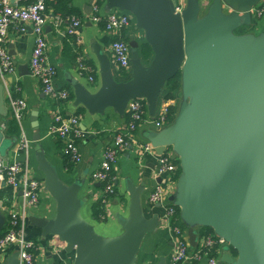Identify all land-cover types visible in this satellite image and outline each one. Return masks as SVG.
I'll use <instances>...</instances> for the list:
<instances>
[{"label": "water", "instance_id": "obj_1", "mask_svg": "<svg viewBox=\"0 0 264 264\" xmlns=\"http://www.w3.org/2000/svg\"><path fill=\"white\" fill-rule=\"evenodd\" d=\"M103 1L107 8L130 14L151 57L143 64L137 41L128 36L129 77L116 82L107 57L92 44L99 87L88 92L62 71L73 101L89 114L107 107L122 114L129 99L143 98L152 115L165 82L178 74L181 101L172 121L144 134L156 154L169 146L178 163L168 199L181 220L209 227L224 239L225 251L235 252H223L219 262L264 264V23L256 35L233 34L252 24L247 10L257 0H184L179 11L174 10L175 0ZM95 2L87 0L82 6L85 15ZM2 94L0 83V117L7 114ZM28 120L31 140L36 141L35 108ZM16 139L0 130V154ZM34 162L54 202V215H29V224L38 227L41 236L51 235L62 243V250L72 253L71 264H135L142 237L160 222L156 213L143 215L142 186L125 183L126 215H115L121 232L104 238L79 216L80 178L64 184L41 151L34 153ZM3 220L0 213V230ZM6 264H19L16 251ZM156 264H165L164 258Z\"/></svg>", "mask_w": 264, "mask_h": 264}, {"label": "crops", "instance_id": "obj_2", "mask_svg": "<svg viewBox=\"0 0 264 264\" xmlns=\"http://www.w3.org/2000/svg\"><path fill=\"white\" fill-rule=\"evenodd\" d=\"M13 1V0H12ZM18 4H25L31 0H14ZM99 12L103 13L107 8L103 0H99ZM87 0H69L68 6L83 15L82 6ZM204 12V10H203ZM256 24V23H255ZM255 24L242 25L233 30L235 35L254 34L256 35L260 26ZM25 32L21 34L14 33L13 29H8V51H10L11 61L14 64V72L5 77V86L3 89V100L6 104L8 97L22 98L26 104V113L21 122L22 132L27 139L25 152H19L17 160L28 161L29 167L35 170L34 153L41 151L46 160L55 168L56 174L64 184H70L75 178H80L81 183L77 192L80 200L79 216L87 223L91 224L94 231L104 238H111L121 232L120 226L115 220V215H126V205L128 195L125 191V183L129 181L132 186H142L140 193V204L143 215L148 218L156 213L162 214V209L156 207V204H149L145 198L152 189L155 179L152 177V168L155 158L151 154H146L142 159L137 158L134 144H131L124 152L116 158L113 174L115 176L114 193L105 198L103 212L97 219L92 217V206L102 196L100 187L96 182H91L88 178L101 160L102 149L110 141V135L113 131L122 126L126 120V112L117 114L112 108H105L101 113L89 114L80 104L73 101L72 88L62 79V71H65L70 77L76 79L88 92H95L99 87L98 64L92 53L91 45L96 44L101 52L107 57L114 81L119 82L128 79L129 70H118L112 61L109 43L110 35L102 30L99 23H94L84 18L78 27L80 50L85 58L91 63L93 77L92 81L87 79L88 73H77L75 61L71 57L70 41L64 27L54 28L51 24L44 26L46 40L45 60L53 65L56 70L54 84L57 87L65 88L70 93V97L63 103H57L54 99L43 94L34 78L27 73L28 57L32 46V36L29 24L25 23ZM123 36H133L137 41V52L143 64H146L151 53L144 56L141 52V33L134 26L131 19L128 25L123 29ZM28 70V69H27ZM180 92L177 89L173 92V97L167 100L160 95L156 101V107L152 115H145L146 119L155 117L164 107L171 105L173 113L170 116L172 121L180 104ZM61 107L64 114H78L80 116L78 126L82 131V137L77 141L80 159L72 165L68 171L63 166V155L61 153V143L49 132L51 113L56 105ZM36 109L38 140L32 141V128L28 117L31 110ZM10 119V118H9ZM147 130H154V127L144 121L134 132V138L138 141H145L144 134ZM18 134V133H17ZM18 137V136H17ZM39 175V174H38ZM170 196V195H169ZM3 218H6L5 211H2ZM44 216L52 218L54 215V202L48 193L42 188L39 191L37 204L28 208V214L23 220V233L26 239H32L39 243L41 249L36 252L34 264H71L72 253L62 250V243L51 235L41 236L40 229L32 226L28 222V216ZM184 234L185 243L189 250L195 249L201 242L203 230L201 225L189 224L179 218L178 221ZM172 250V234L162 221L152 232L144 234L139 248L135 254V264H156L159 257L164 258L165 264H172L170 260ZM15 251L13 245H9L0 251V264H6V258ZM225 251L224 248L222 249ZM181 264H204L200 261H184Z\"/></svg>", "mask_w": 264, "mask_h": 264}, {"label": "built area", "instance_id": "obj_3", "mask_svg": "<svg viewBox=\"0 0 264 264\" xmlns=\"http://www.w3.org/2000/svg\"><path fill=\"white\" fill-rule=\"evenodd\" d=\"M56 1L31 0L25 4H18L14 0H0V83L4 89L5 77L11 75L15 69L8 53V29L21 34L25 32L24 24L27 23L32 36V46L28 57L29 75L36 80L43 94L61 104L68 100L70 93L65 88L54 84L55 67L45 60L44 26L48 23L54 28L63 26L66 34L72 36L78 46L80 43L78 27L83 19L87 18L94 23L101 22L102 30L111 37L109 50L113 63L118 70L128 71L129 46L122 32L132 18L129 13L117 8H106L103 13H100V4L96 2L91 4L88 15L65 16L53 9ZM202 1L205 3L210 0ZM183 6L184 0H175V11H179ZM222 8L227 9L224 5ZM247 11L252 24H255V18H261L264 22V0H257ZM74 61L77 73L80 75L88 73L87 79L92 81V68L85 63L82 52L76 54ZM5 105L7 114L0 117V130L4 132L6 119H13L18 128V137L4 155L0 154V190L3 188L10 190L8 198L4 195L0 196V213L2 214V211L6 213L2 224L3 231L0 235V251L13 245L19 264H34L36 252L41 247L38 242L25 238L23 220L28 214V208L37 204L39 191L43 188L42 179L36 169L32 170L29 167L25 158L16 159L19 152L26 151L28 143L21 128L27 104L22 98L8 97ZM124 112L127 115L124 124L111 133L110 141L102 149L100 162L88 175L89 180L100 186L101 195L111 196L115 188L113 171L118 155L131 144H134L139 159L146 154H152L155 158L152 177L153 179L159 178V180L155 181L145 200L151 205L158 203L162 209V214L158 217L159 221H162L172 234L171 263L181 264L184 261L195 262L203 259L204 264H224L219 262L222 249L227 245L222 237L213 233L206 235L193 250H189L185 243L184 234L178 223L177 207L168 199V196L174 192L177 178H175L176 158L171 148L165 146L159 154H156L154 147L147 140L138 141L134 138L136 128L144 121L149 122L154 129H161L168 125L170 117L168 118L167 105L165 104L155 117L146 119L144 99L133 98L126 102ZM79 118L80 116L75 113L64 114L59 104L51 113L49 132L59 140L61 153L71 164L80 159L77 141L82 137V131L78 126Z\"/></svg>", "mask_w": 264, "mask_h": 264}, {"label": "trees", "instance_id": "obj_4", "mask_svg": "<svg viewBox=\"0 0 264 264\" xmlns=\"http://www.w3.org/2000/svg\"><path fill=\"white\" fill-rule=\"evenodd\" d=\"M68 2L69 0H57L56 3L53 5V9L55 11L60 12L62 15L65 16H69V15H75V16H80L81 14L78 13L77 11H75L73 8L68 6ZM99 0H96V3H99ZM99 24L102 27V23L99 22ZM68 39L70 41V52H71V57L72 59L75 58L76 54L80 53V47L77 46L74 42V39L72 36L68 35ZM141 49L140 52L144 55L147 56L148 54H150V49L148 47L147 44L145 43H141ZM85 63L88 65H91L89 60H85ZM179 85V75H175L173 78L169 79L168 81L165 82L164 87H163V91L161 93V96L164 98V100L170 99L173 97V92L176 91L178 89ZM173 108L171 105H167V111H168V118L171 116V114L173 113ZM127 117V115H126ZM18 133V128L16 125V122L13 119H6L5 120V130H4V134L7 137H11V136H16ZM177 165V169H176V173H175V178L178 176L179 174V167H178V163L177 161L175 162ZM72 165L70 162H68L67 158L65 156H63V166L65 168L66 171L70 170L72 168ZM100 187V186H99ZM4 195V197L6 196L7 198L10 195V190L9 188H3L0 190V196ZM105 195H102L99 200H97L93 206H92V217L94 219L98 218V215H100V213L102 214L103 212V204L105 203ZM102 199H104L102 201ZM176 213L179 216V212H178V208L176 209ZM201 229L203 230L202 236H206V235H210L212 234V230L209 227H201ZM3 231V228L0 230V235ZM230 253L232 255H235V252L231 249Z\"/></svg>", "mask_w": 264, "mask_h": 264}, {"label": "rangeland", "instance_id": "obj_5", "mask_svg": "<svg viewBox=\"0 0 264 264\" xmlns=\"http://www.w3.org/2000/svg\"><path fill=\"white\" fill-rule=\"evenodd\" d=\"M203 13V10L201 11V14ZM254 22L256 23V26H260L263 23V20L261 18H255ZM179 86V85H178ZM178 90L180 92V86L178 87ZM180 100H181V93L179 94ZM170 148V147H169Z\"/></svg>", "mask_w": 264, "mask_h": 264}, {"label": "flooded vegetation", "instance_id": "obj_6", "mask_svg": "<svg viewBox=\"0 0 264 264\" xmlns=\"http://www.w3.org/2000/svg\"><path fill=\"white\" fill-rule=\"evenodd\" d=\"M263 23H264V22H263ZM263 23H262V24H263Z\"/></svg>", "mask_w": 264, "mask_h": 264}]
</instances>
